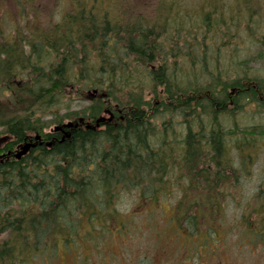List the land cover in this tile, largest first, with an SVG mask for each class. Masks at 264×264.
Wrapping results in <instances>:
<instances>
[{"label":"rangeland","instance_id":"374dc122","mask_svg":"<svg viewBox=\"0 0 264 264\" xmlns=\"http://www.w3.org/2000/svg\"><path fill=\"white\" fill-rule=\"evenodd\" d=\"M77 1L0 0V48L11 42V46H18V55L34 56L44 35H52L66 16L71 12L78 16L81 8L92 3ZM99 1L98 12L108 11L112 23L153 30V37L162 45L161 60L147 65L140 62L137 69L133 64L132 97L148 102L149 110L168 99L164 85L154 81L153 71L157 72L159 64L166 67L171 82L187 91L183 95L200 99L208 94V87L220 89L218 96L212 97L214 105L203 101L189 110L155 113L158 133L154 140L159 149L172 148V160H179L190 132L187 121L194 132L209 133L218 113L229 151L223 161L233 170L227 169L224 179L221 174L217 184L214 177L208 182L197 177L202 174L198 169L175 171L169 175V195L158 204L142 205L138 191L126 192L115 206L119 218L105 219L112 231L88 241L82 235L71 251L61 243L54 257L47 260L39 256L30 264H264V109L245 98L244 108L235 114L237 105H228L226 113L218 110L222 109L221 100L227 97L229 101L228 95L235 93V87H230L233 81L264 83V0ZM22 38L30 40L23 43ZM45 49L41 54L50 56L43 62L49 73L61 56ZM3 56L0 53V58ZM1 72L0 67V76ZM78 74L79 68L74 71L76 81ZM84 85L76 83L75 89L69 88L72 92L64 97L60 110L43 117L45 132L50 133L61 118L64 122L76 120L75 114H82L93 102L91 90ZM232 97L237 99L238 93ZM0 99V114L9 115L19 108L2 85ZM119 105L112 100L108 110ZM173 105L179 107L177 102ZM6 135L0 133V139ZM244 135L252 148L242 152L237 142ZM11 140L9 137L3 148ZM82 221L83 233L94 226Z\"/></svg>","mask_w":264,"mask_h":264},{"label":"trees","instance_id":"16d2710c","mask_svg":"<svg viewBox=\"0 0 264 264\" xmlns=\"http://www.w3.org/2000/svg\"><path fill=\"white\" fill-rule=\"evenodd\" d=\"M91 2L89 8L79 10L78 16L72 12L66 16L52 35H44L43 43L35 47L34 56H23V52L18 55V46H11V42L0 48L1 56L4 55L0 58V85L10 91L12 104L22 108V111L14 109L9 115L0 114V133L12 139L0 152L15 151L37 134L45 142L54 143L51 147L46 143L38 145L20 160L14 156L0 158V264H30L39 256L48 260L55 256L61 243L71 251L82 235L87 238L85 241L103 236L112 231L105 219L119 218L115 206L120 196L138 191L142 205L162 203L171 188L169 175L175 171L198 169L202 174L197 177L208 182L211 177L221 179V174L224 179V172L233 170L223 161L229 151L218 113L209 133L194 132L191 122L187 121L190 132L179 160H172V148L159 149L154 140L158 133L153 122L155 113L189 110L203 101L183 95L187 91L171 82L162 64L158 65L157 72L153 71L154 81L164 85L167 101L149 110L148 102L132 97L134 62L137 69L140 62L147 65L161 60L162 45L158 37H153V30L129 27V23H112L108 11L98 12L100 1ZM26 40L30 38L23 43ZM44 47L56 57L61 56L49 73L43 65L50 57L42 56ZM243 81L238 79L230 84L241 88L239 99H234L237 108L232 114L244 108L245 98L264 109L259 96L260 93L264 97V83L256 82L258 92L256 88L247 90L248 84L253 83ZM76 83L108 95L94 99L82 109L81 116L95 120L111 107L113 100L120 104L118 107L124 111L125 119L108 122L98 130L73 129L64 141L61 133L45 132L47 123L43 117L50 111L60 110L64 97L72 92L69 88L75 89ZM219 91L208 87L210 97L218 96ZM226 100L227 97L222 99L220 106ZM206 101L208 105L216 104L213 99ZM176 102L177 108L173 105ZM218 110L226 113L225 108ZM80 115L75 114L77 118ZM63 123L61 118L57 124ZM247 136L237 142L242 152L251 147ZM207 157L211 158L205 165ZM82 220L94 225L90 231L81 232Z\"/></svg>","mask_w":264,"mask_h":264},{"label":"water","instance_id":"95a60500","mask_svg":"<svg viewBox=\"0 0 264 264\" xmlns=\"http://www.w3.org/2000/svg\"><path fill=\"white\" fill-rule=\"evenodd\" d=\"M108 113L111 115V118L109 120H112L114 118V114L112 112H108ZM106 120H107L106 117H100L99 119H97V121H96L97 122L96 123V127H100L101 126V123H104ZM83 121L84 120L81 119V122H83ZM78 125H79V123L75 124L74 122H69V123L64 124L61 127L57 126L54 129V131H60V130L65 131V129H71V128H73L75 126H78ZM88 128H91V126H88ZM66 135L68 137L70 136L69 134H66ZM39 139H41V136L40 135L36 136V140H39ZM51 144L52 143H49V145H51ZM36 145H37L36 142L35 143L34 142L26 143L25 145H23L21 147L20 151H18L16 153V157L18 159H21L24 155H26L31 150V148L36 147Z\"/></svg>","mask_w":264,"mask_h":264},{"label":"flooded vegetation","instance_id":"af4514ba","mask_svg":"<svg viewBox=\"0 0 264 264\" xmlns=\"http://www.w3.org/2000/svg\"><path fill=\"white\" fill-rule=\"evenodd\" d=\"M248 85L249 86H247V90H251L253 88H256V90L259 92V88L257 87L258 85H255V84H248ZM237 89L241 90V88H239V87H237ZM239 90L237 91V93L239 92ZM235 93H236V91H235ZM235 93L229 96V101H226V103L224 104V106H222V108H227L228 105L229 106L235 105V101L233 100V97H232L235 95ZM259 96H260L261 100L264 102L263 95H261L259 93ZM114 113H115V117H116L114 119L117 120L119 113H118V111H114ZM84 126H86V123H83V124H80L79 126H77L76 128H78V129H76V130H82L83 128H85ZM61 135H63L62 132H61Z\"/></svg>","mask_w":264,"mask_h":264},{"label":"bare ground","instance_id":"6f19581e","mask_svg":"<svg viewBox=\"0 0 264 264\" xmlns=\"http://www.w3.org/2000/svg\"><path fill=\"white\" fill-rule=\"evenodd\" d=\"M101 127L103 128V125H102ZM33 148H36V147H33ZM33 148H31V150H32Z\"/></svg>","mask_w":264,"mask_h":264}]
</instances>
